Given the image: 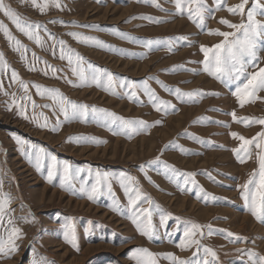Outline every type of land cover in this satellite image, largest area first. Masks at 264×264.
Segmentation results:
<instances>
[{
	"label": "rangeland",
	"instance_id": "374dc122",
	"mask_svg": "<svg viewBox=\"0 0 264 264\" xmlns=\"http://www.w3.org/2000/svg\"><path fill=\"white\" fill-rule=\"evenodd\" d=\"M3 2L22 20L40 25L41 43L18 31L0 12V21L25 46L15 50V41L0 31L5 60L0 70V191L10 197L0 236L7 239L13 227L21 230L14 241L18 250L10 258L0 256V264H137L134 255L140 248L156 254V264H173L168 254L200 264L205 259L209 264H253L264 257V223L247 210L241 195V185L258 173V154L264 150V139L257 135L264 133V124L256 122L264 119V90L241 106L233 95L235 83H223L204 71L201 51L202 45L212 48L223 40L209 31H234L221 19L247 23V12L255 8L254 19L264 24V0H248L243 14L227 11L241 0H223L219 8L216 0H202V24L195 16L189 18L187 6L178 10L176 0H58L59 8L48 0L43 14L32 0ZM37 3L43 5L45 0ZM70 32L95 39L81 43ZM60 41L66 55L71 49L83 57L86 69L91 64L110 71L117 80L114 94L95 84L80 86L68 60L60 59ZM257 43L259 60L247 67V73L264 67V38ZM123 80L135 84L136 96L119 86ZM34 85L41 91L59 89L71 101L153 126L129 135L110 119H93L89 112L84 120L63 122L59 131H52L58 105L38 94ZM146 88L174 108L156 111ZM176 89L201 95L178 98L173 94ZM21 106L28 119L19 114ZM43 117L48 118V127L38 126ZM233 132L238 136L233 137ZM239 136L255 138L261 147L255 142L245 145ZM17 137L24 143H18ZM81 137L97 142H77ZM41 149L45 159L38 171L35 155ZM234 150H239L243 162ZM52 156L61 165L68 162L73 170H82L75 181L77 189L80 179L90 186L100 172L108 174L111 192L103 186L98 199L90 201L62 189L59 176L49 183L45 177ZM122 174L134 177L133 185L153 201L139 204L151 212L152 239L141 235L129 218ZM259 180L257 174V184ZM114 204L122 211H114ZM161 216H167L164 224ZM187 221L201 226L202 235L195 237L199 251L197 245L178 247L185 239ZM69 227L76 247L65 240ZM204 248L212 249L216 257ZM249 253L257 256L250 259Z\"/></svg>",
	"mask_w": 264,
	"mask_h": 264
},
{
	"label": "snow or ice",
	"instance_id": "6c2138e0",
	"mask_svg": "<svg viewBox=\"0 0 264 264\" xmlns=\"http://www.w3.org/2000/svg\"><path fill=\"white\" fill-rule=\"evenodd\" d=\"M55 6L60 7L58 0H54ZM248 0H241V2L232 7H228L227 11L232 14H243L245 10V5ZM34 7H38L43 14L44 10L48 7V0H45L43 5L37 3V0H32ZM217 7L223 6V0H216ZM192 5H196L195 8ZM185 6H187L189 12V18L194 16L199 18L200 23H203V3L202 0H176V7L178 10L183 11ZM259 6V5H258ZM0 12L8 17L11 22L15 25L18 31L22 32L30 40H34L37 44L41 43L38 30L40 28L39 24H33L26 22L20 18V16L13 11L9 6H6L3 0H0ZM255 8L247 12V23L234 24L226 19H221L220 23L226 25L227 27L234 29L232 32H222L220 30L209 31L210 35H219L223 37V40L214 45L212 48L201 46V51L204 53V71L207 72L210 76H214L216 79L221 80V82L226 84L235 83L236 87L233 92V95L236 97L238 103L243 106L247 100L254 98L258 91L264 90V67L259 68L257 72L247 73L246 69L249 66H255V62L259 60L258 51V39L264 38V24L256 21L254 19ZM87 27V26H86ZM96 27V26H91ZM0 31H3L5 36L9 41H15L17 45V51L24 48L25 46L21 44L19 40H16L12 36L11 32L2 21H0ZM69 35L78 39L81 43H87L88 41L94 40L93 37L83 36L81 33L70 32ZM51 38V36H50ZM126 38V37H125ZM231 38V39H230ZM98 44L99 41H96ZM61 45V55L60 59H67L73 75L78 77L80 81V86H88L90 84H95L98 87H103L105 91L114 94L115 87L117 85V80L114 75L105 69L96 68L91 64L87 65V69L84 67V59L78 53L73 54L71 49H68L69 54H65L63 48L64 42H59ZM149 44L153 43L152 41L148 42ZM26 50V49H25ZM212 53L209 56V53ZM73 56L75 58H73ZM23 58V57H22ZM46 63V62H45ZM74 65V66H73ZM5 66V60L3 53H0V70ZM48 68H51L49 65ZM29 70H35L31 68ZM53 72L56 70L53 68ZM47 75V71H45ZM13 79L17 78V73L13 71ZM243 77V79H241ZM69 83H72L69 81ZM24 90L27 91V85L21 81ZM120 87H127L132 90L130 96H136L135 84L128 80H123L119 82ZM2 87V85H0ZM37 88L38 94L44 96L47 95L49 99H52L58 105L59 115H57L56 123L52 126V131H59L61 124L63 122L72 121V120H84V118L91 112L93 114V119L104 118L106 120L110 119L112 124H117L123 133L127 130V134H136L140 131H145L153 125H149L145 121H131L125 120L122 117L116 116L115 113L108 112L105 109H98L94 106L86 104H80L74 101L69 100L67 97L63 96L60 93L59 89H43L41 91V86L34 85ZM145 91L150 92L149 89ZM7 95V93H5ZM178 98L183 96H193L201 95L199 92H189L181 93L179 89H176L173 92ZM215 95V93H213ZM150 96L153 100V105L156 111H165L168 109L174 108L167 101H161L156 97L154 92H150ZM30 99V98H29ZM15 102V101H14ZM33 107L35 104L33 102ZM42 107H51V105H43ZM56 109H53L54 115L56 114ZM19 114L25 119L29 117L26 115L25 109L23 106L20 107ZM43 116V113L40 114ZM60 115L63 116V121L60 120ZM233 118L235 119V113H232ZM33 120H36V117H32ZM44 123L37 122L39 127H48V118L43 117ZM119 122V123H117ZM257 123L264 124V119L256 121ZM156 124H159L160 121H156ZM233 137H237V133H231ZM262 139H264V133H258ZM18 143H24L18 137L16 138ZM71 139V137L69 138ZM239 139L243 141L245 145L253 144L255 142L256 147L260 148L261 145L255 141V138L252 140L245 139L243 136H239ZM97 142L94 138H77V142ZM99 143H104L105 141H98ZM237 153V158L243 162L239 155V150H234ZM247 151V149H245ZM43 150L41 149L35 155V166L38 171H40L43 166V161L45 157L42 155ZM159 160V157H157ZM259 161V171L258 173H253L251 177L245 184L241 185V195L245 202L247 210L261 223H264V150L258 154ZM155 161H153L154 163ZM143 167V166H142ZM166 167H171L166 165ZM81 169L73 170L72 166L68 162H63L59 164L55 156L50 157V163L47 166V176L45 177L49 183L53 182L54 177L59 176V186L68 191L70 194L78 197H87L90 201H96L98 197L102 194V187L107 186L108 191L111 192V184L109 182V176L107 173L97 172L95 174V182L88 186V182L80 179V186L77 189L75 181L80 177ZM172 172H176L174 167H171ZM259 175L260 180L257 184L255 181V176ZM91 176V173H89ZM189 177L193 176V173L185 174ZM134 177L125 176L122 174L120 178L121 186L124 188L125 193L128 196V209L130 211L129 218L132 220V223L136 226L137 230L141 235L146 236L148 239H152L154 235L153 225L151 223V212L149 209H141L139 204L147 202L149 204L153 203L150 197L146 194H143L140 189L133 185ZM187 182V181H186ZM195 181H193L194 183ZM0 189H2V184H0ZM10 203V197L8 194L0 191V222L3 221L5 215L6 206ZM114 211H122L118 204H114ZM167 220V216H161V224H164ZM9 224L12 223L11 220L8 221ZM201 226L197 223L187 221L185 223L184 237L185 239L180 242L178 247L182 250L190 247L191 245H197V251H199V240L195 239L198 233L200 232ZM21 230L19 228L13 227L8 233L7 239L3 236H0V256L5 258H10V253H13L18 250L15 240L20 238ZM229 236L234 234L228 233ZM239 239V237H237ZM66 242L72 244L73 247H76L75 234L71 227L68 228L65 232ZM204 252L215 258L216 253L210 248H204ZM195 256L196 253H193ZM256 253H249V258L252 259L256 257ZM156 254L150 252L148 249H136L134 258L137 259V264H156ZM168 258L173 261V264H200V261L196 260H184L176 257L174 254H168ZM203 264H209L208 260H204ZM253 264H264V257H257L253 261Z\"/></svg>",
	"mask_w": 264,
	"mask_h": 264
}]
</instances>
